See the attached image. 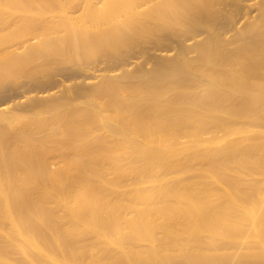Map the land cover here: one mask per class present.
Wrapping results in <instances>:
<instances>
[{"label": "bare ground", "instance_id": "6f19581e", "mask_svg": "<svg viewBox=\"0 0 264 264\" xmlns=\"http://www.w3.org/2000/svg\"><path fill=\"white\" fill-rule=\"evenodd\" d=\"M15 8L30 13L22 12L14 22L26 33L41 25L34 36L26 34L28 40L20 38L21 46H4L0 39V55L16 53L0 59V176L10 178L8 184L4 177L0 181V205L12 204L26 214L29 225L20 234L41 243L35 244L34 264H43L40 256L45 254L59 261L66 248L72 257L65 253L64 258L73 262L76 232L57 225L58 218L67 216L62 212L57 217L61 208L68 209L71 220L84 210L93 212L102 239L111 240L106 233L110 226L119 233L129 227L123 238L127 243L163 241L161 261L154 247L145 248L149 264H264L248 255L236 262L226 254L213 257L208 250L218 248L214 242L205 254L197 228L199 222L207 230L236 224L243 213L239 216L238 210L251 214L249 204H264V150L242 143L250 138L241 134L243 141L236 137L239 143L232 139L230 147L207 145L205 155L177 139L188 136L200 114L211 117L215 128H232L240 117L257 119L254 126L262 121L264 127V0H0V14L19 12ZM3 20L0 16V24ZM165 95L173 100L164 103ZM43 110L52 117H45L46 133L41 124L37 130L33 122L16 121L20 111L24 117ZM106 112L115 117L107 119ZM156 112L162 115L151 123ZM94 124L113 142L107 144L104 135L83 144L87 149L79 154L85 127L91 125V130ZM56 125L67 127L64 134L72 137L78 153L61 145ZM257 130L253 135L261 140ZM127 148L150 160L142 164L150 169L157 161L156 172L149 175L152 187L139 188L145 182L139 167L130 181L119 179L122 170L112 160ZM177 153L186 159H175ZM52 156L63 169L56 179L45 175V160ZM191 158L206 160L207 166L193 172ZM106 160L113 171L103 169ZM234 168L250 177L233 174ZM90 172L97 181L89 178ZM52 204H58L59 212ZM122 204L138 218L127 219ZM104 207L110 211L101 220ZM253 218L264 227V211ZM125 259L110 264H134Z\"/></svg>", "mask_w": 264, "mask_h": 264}, {"label": "rangeland", "instance_id": "374dc122", "mask_svg": "<svg viewBox=\"0 0 264 264\" xmlns=\"http://www.w3.org/2000/svg\"><path fill=\"white\" fill-rule=\"evenodd\" d=\"M19 9L20 8H18L16 10H19ZM14 12L15 11H13L12 13H10V12L8 13V11H7V12H2L0 14V16H2V18L4 19L3 23L0 24V26H1L0 39H1V37L4 38V40H5V41L3 40V45L4 46H7V45H14V47L21 46L23 44L22 43L23 42L22 38L24 39V37H26L27 40H28L29 37L34 36L37 33V31H38L37 28L41 25L40 24L41 22L39 20V22H37L36 24H40V25L37 26L36 30L34 29V30H31L30 32H27L30 35L29 37H27V35H26L27 34L26 33L27 29L25 27H23V25H21V24L14 25V22H15V20L16 21L19 20V17H20L19 14H22V12H23V14H25V16H30V13L28 11L20 12V10H19V12L16 11L15 12L16 14ZM13 14L15 15L16 18L14 17ZM10 20H12L13 22L10 21ZM18 38H19V40H18ZM20 38H21L22 42L20 41ZM14 39H17V42L14 43L13 42ZM24 42H26V41L24 40ZM18 50H20V49H18ZM14 54H16V53H2L0 55V59H8L10 57H13ZM166 97H167V99H165ZM162 98L164 99V101H163L164 103L171 102V100H173V97L171 95H165V98H164V96H162ZM21 112L22 111H20L19 112L20 114L18 115L20 118L16 119V121L18 120L17 121L18 123H19V120H20V124L22 122L23 123H25V122H33V124L35 123V126L33 125L35 129H37V128L40 129V126H41L42 127L41 129L45 130V133H46V131L47 132L50 131V127H49L48 130L45 129V120H46L45 117L47 116V114L44 112V110H43V112H41V115H40V112H39L38 116L36 114H35L36 116H34L32 114H29L31 112H25V114H23L24 117H22V116H20L22 114ZM159 113L160 112H156V114L152 116V118L150 119L151 123H154V121L156 122L157 118L162 115L161 113L160 114ZM110 114H107V112H106L105 113V117H107V119L111 120L115 116L113 117L112 114H111V116L109 118L108 115H110ZM188 115H189L188 112L184 114V116L185 117L187 116V118H188ZM200 116H201V118L198 121V123H196L195 128L188 131V136H185V137L181 136V137L177 138L178 141L180 142V144H183V145L184 144H191L192 146L194 144V147H193L194 149L199 148V149H196L194 151H197V152L200 151V153L202 151L201 154L205 155V154H207L206 151L208 150L207 145L214 146L215 144L216 145L219 144V145H221L223 147L233 146L234 143H239L238 139H240V142L243 141L241 138H239V135L240 134L242 135L243 132H244V134L242 136L240 135V137H242V138L244 137V139H246V138L248 139V137H249L250 140L253 141L255 144L253 145L252 144L253 142L252 143L249 142L250 140L244 141L242 143L247 144V145L257 146L259 148V150H261V149L264 150L263 149L264 148V146H263L264 145V127L260 125V123L262 121L259 122V120H258L259 124L257 123L254 126V124L256 123L257 119H255L256 121H252L249 118L252 121V122H250V121H248L249 119H247L245 117H240V118H236V120H234L235 122H237V124H236V126H234L232 128H229V129L227 127H225V128L224 127L215 128L213 126V124H212L213 121H212L211 117H207V114H204V115L200 114ZM47 117L52 118V117H50L49 114H48ZM155 117H156V119H155ZM207 118H211V119H207ZM241 118H244V119L241 120ZM152 120H154V121H152ZM253 122H255V123L253 124ZM43 124H44V126H42ZM38 125H40V126H38ZM95 125L96 124L92 125V128H94V127L96 128V129L95 128L91 129L92 131L89 129V128H91V125H89L90 127H85V131L86 132L88 131L87 134H86V132H84V130H83L84 134H86V136L84 135L86 137V138L84 137L85 138L84 141L86 143H84V141H82V143H79L81 145L78 144L79 146H77V144H75V142L73 140L71 141L72 137L69 138L67 134H64L65 133L64 130L67 131L66 130L67 127H64V126H61V125H56L55 128H56V132L59 134V136H61L60 137L61 145L64 144L63 145L64 148H69V147L72 148V151H74V152L78 149L77 151L79 152L80 149H83V147L82 148L80 147L83 144H89V142L90 143L96 142L94 140L100 141L104 137L105 134L102 133L101 130L98 131L99 130L98 129L99 127H97L98 124L96 126ZM262 125H264V124H262ZM235 128H236V130H235ZM82 129H84V128H82ZM237 129L240 130V131H243V132L240 133V131L238 132ZM247 129L248 130L251 129V131L249 133H251L252 135L254 134V132H255L254 130L255 129L256 130L259 129L260 130L259 133L260 134L262 133L261 134V140L259 139L260 135L258 136L259 137L258 139L254 137L256 135H253L254 139L251 138L252 135L250 136V134L248 133ZM252 129H254V130H252ZM94 130H96L97 134H95L96 132H94ZM246 130H247V132H246ZM90 131H91V134H88V133H90ZM228 131H230V132H228ZM257 131H256V133H258ZM232 132H234V133H232ZM98 133H99V136H101V137L97 136ZM233 134H235L236 136L233 135ZM88 135H90V136H88ZM106 135H105V138L107 140V144H109V145L112 144V142H113L112 141L113 140L112 136H111V138H112L111 139L109 137V135L107 137H106ZM246 135H248V137ZM214 136H216V137H214ZM245 136H246V138H245ZM98 137H99V139H97ZM236 137H238V139ZM87 138H88V140L91 139L92 142H91V140H89V141L86 140ZM232 139H233L234 143H233ZM255 139H256V141L257 140H260V141L256 143ZM236 140H238V141H236ZM214 141H216V142H214ZM231 141H232V144H231ZM72 143H74L75 146L72 147V145H71ZM249 143H251V144H249ZM127 144H129V146H127L129 148L130 144H132V143H130V141H127ZM152 144L154 145L155 142H153ZM50 145H52V144H50ZM74 147H76L77 149L74 148ZM128 148L126 150L127 152L125 151L124 153H121L120 157H117L115 159V160H117L116 161L117 163L114 160H112L116 164V166H118V165L120 166V167L118 166L120 171L122 170L123 174H121V172H119L121 174L119 176L120 177L119 179L120 180H126L127 179L128 181H130L129 179L132 177V173H133L132 171L135 172V171H137V169L141 168V170H142V168H143V172H142L143 173V177L145 176L146 178L145 177L143 178V179H145V180H143L145 182H142L139 185V188L140 189H142V188L144 189V188H147V187L148 188L152 187L154 182H151V180H150L151 177L150 176L152 175V173L156 172L157 167H154L153 164L157 165V163H155L157 161L156 160H152L151 163H153V164L151 165V169H152L151 170L150 169V165L149 166L146 165V164L150 163V162L146 163L147 161H150V160H146L145 161L143 159H140L136 154H133L131 152V150L128 149ZM86 149H87V147H86ZM86 149H85V146H84V150H80L81 152H79V154L85 152ZM128 150H130V152H128ZM78 152H75V153H78ZM175 156H176L175 159L180 160V161H184L186 159V157H187V155L185 153H177V155H175ZM52 157L47 158V159L45 158L46 159L45 160V175L49 176V178L52 177L53 179H56V178L61 176V174L63 172L62 171L63 169H62V167H60L61 164H60V162H58V158L53 157V159H52ZM205 158L206 157H204L203 159H205ZM55 159H57L56 162H58L59 164L54 162ZM203 159L202 160L201 159L198 160L196 158H191L190 159V163L192 165H195V166H193L194 169L196 168L195 171H193V172H199L201 170V168H204L205 166H207L206 160L204 161ZM98 161H100V160H98ZM109 161L110 160H106V161L103 162V164L105 163V165H106L105 168H104V166H102L103 169L105 171H107V172H111V170H112L111 169V165H109V163H110ZM144 161H145L146 164L144 163V165H142ZM54 163H56L57 165H54ZM202 163H204L203 164L204 166L202 165ZM144 166H147V167L145 168ZM137 167H139V168H137ZM153 168H154V170H153ZM146 169H148V171ZM124 172H126L125 173L126 176L124 175ZM145 172H146L147 175H145ZM112 173H111V175L113 176ZM232 173L233 174H237V175L240 174L239 176L242 175L241 176L242 178H244V177L245 178H249L250 177V175L247 172L238 171V170H236V168H234L232 170ZM127 174L129 175V177H128ZM182 175L183 176H188V174H183V173H182ZM88 176L94 182L98 180L95 177L94 173L90 172L88 174ZM122 176L125 177V178H123ZM3 177L5 179H3ZM0 178H1L0 181H2V179L4 180L3 183L4 182H5V184L9 183V181H8V179H10L9 177H5V175H3V176L1 175ZM216 184L214 185V187L218 188L219 185L217 184L218 185L217 186ZM63 185L65 187H67L68 183L65 182ZM124 205H123V209L121 211H122V213H125L127 215V217H128L127 219L131 218L132 220L133 219L135 220L136 218H138L137 212H134L130 208H127L128 206L125 207ZM145 205H147V204H140L138 206L145 207ZM219 205H221V204H219ZM249 205L252 208V213L249 214V213L245 212V214H243L244 213L243 210L242 211L238 210L239 212H237V214L239 216H240V213H242V212L243 213L241 214L240 218L237 219L238 222L236 224H230L229 226L226 225L225 227L219 228V229L207 230L206 227L202 226L203 224L201 222H199V224L197 223L198 224L197 225L198 230H199V228H201L200 229L201 231L199 230L198 234L199 235L201 234L200 238L204 240L203 245L205 246V249H204L203 252H205V254H207V250H208L207 249V245L209 246L210 243L212 244V242H214V244L218 248L214 249L212 247H209V248H212V249L208 250L209 254L211 256H213V257L226 254L229 258L230 257L232 258L231 261L234 260L233 262H236V261L240 260V258H238V257H240L241 255L242 256L243 255L244 256L248 255V257H251L252 259H257V260H255L256 262H260V259L262 261L264 260L263 259L264 258V227H262L259 224H257L255 222L256 220H254V218H253V216H258V215L261 214L262 211H264L263 210L264 206H262L264 204H253V205L249 204ZM0 206H1L0 207V264H34L35 260H36V253H35L36 252V248L35 247H37L35 244H38L39 246H41L40 245L41 243L38 240L34 239L32 236H29L27 238V237L22 236L20 234L22 229L28 228V225H29V221H28V218H27L26 214L24 212L20 211V210L17 211V209H14L12 204L9 205V206H6L5 204H2ZM10 206H12V207H10ZM52 206H55V207H53V209L57 208L56 211H58V209H59L58 204L57 205L56 204H52ZM221 206H223V205H221ZM104 208H106V209H104ZM104 208H102L99 211V218L101 216V220H102V217L104 219H106V217H107V215H108V213L110 211L108 207H104ZM129 209H130V211H129ZM74 211H75V209H74ZM121 211H120V213H121ZM58 212H55V213H58ZM62 212L64 214H66L67 216L58 218L57 225L60 226V227L62 226L64 228L68 229V231L72 230V232H76V235H74L75 237L72 239V242H71L72 243L71 246H73L72 248L75 251V253L77 254L76 255L75 253H73V254H75L76 258L73 255L74 258L72 259L73 260V262H72L71 259L69 258V257H72L71 256L72 253H71L70 250L68 251V249L66 248V249H62L61 252H63V250L64 251L65 250L68 251V252L65 251V253L69 254L70 255V256L68 255L69 257H65L64 258V256H67V255H65V253H64V256H63V253L60 256V254H59L60 251H58L57 254H59V256L61 257V258L59 257L60 258V260H59L60 262H59L58 260L57 261L52 260L50 258L51 255L49 256V255L45 254V255H43L44 257L40 256V258L42 257L41 262L43 264H44V262H45V264H55V262H59L61 264H65V263L69 264V262H67V261H70V264H110V263H114V262H120V261L124 260L125 257H130V259L132 260L131 262H134V264H138V263L139 264H149V262L147 261V258H146L147 256L145 255L146 254L145 251H147L149 248L151 249L152 247H154L155 251H157L159 253L158 256L159 255H163V252H161V249L164 247L163 246L164 242L161 241V240H156L153 244L149 240H141L140 242H138L136 240H132L131 243H127V242H124L123 238H124L125 234L128 235L129 231L131 232V229H129V227H128V228H125L124 230H122L121 231L122 233L121 232L119 233V231H117L115 228L110 227V226H109V228L106 229V233H108V236H110L109 238L111 240L102 239L103 237H98L97 236V233H96L97 230L95 228L96 227V223L94 221V215H92L93 212L91 213L90 210L89 211H85L84 210V212L79 211V212L82 213V214H80L82 217L81 216H80L81 218L77 217V219H75V220L73 218L71 220L72 216L70 217V214H68V209H63V208H61V210L58 213L57 217H59L60 213L63 214ZM205 214H207V213H205ZM205 214L202 213L201 216H204ZM155 215H156V213H155ZM178 218L179 217L176 216L175 220L178 219ZM43 222L39 221V227H42V228L46 227L48 229V231H49V228H48L47 224L45 225L46 222L45 221H43ZM40 223H41V225H40ZM122 224L124 225V223H122ZM46 228H45V230H46ZM94 229H95V231H94ZM99 229H101V227H99ZM53 231H55V230H53ZM48 233H51V230ZM158 234H159V232H158ZM54 237H56V235ZM50 238H53V237H50ZM11 240H13V242ZM124 243H126V244H124ZM121 244L123 246H121ZM148 244H150V245H148ZM210 246H212V245H210ZM142 248H144V249H142ZM143 250H144V252H143ZM177 250H180V248H178ZM132 251L134 253L137 252L136 253L137 256L135 254L131 253ZM104 252H106V253H104ZM190 252L194 253V249L191 250V247H190ZM138 254H139V256H138ZM34 255H35V257H34ZM94 255H96V256H94ZM108 255H109V257H108ZM128 255H130V256H128ZM131 255L133 257H135V258H133ZM143 255H144V257H143ZM214 255H216V256H214ZM254 255H257V257L254 256ZM96 257H98V258H96ZM106 257H108V258H106ZM161 257H163V256H161ZM161 257L159 256L160 261H161ZM43 259H46V260L48 259L49 262L46 261V260H43ZM125 260H128L130 262L129 258L125 259ZM53 261H55V262H53ZM51 262H53V263H51ZM59 263H57V264H59Z\"/></svg>", "mask_w": 264, "mask_h": 264}]
</instances>
